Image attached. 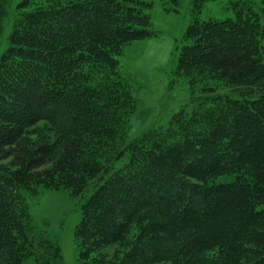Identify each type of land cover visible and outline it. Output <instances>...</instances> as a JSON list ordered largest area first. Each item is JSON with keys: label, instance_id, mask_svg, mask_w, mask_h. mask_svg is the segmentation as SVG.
Segmentation results:
<instances>
[{"label": "trees", "instance_id": "obj_1", "mask_svg": "<svg viewBox=\"0 0 264 264\" xmlns=\"http://www.w3.org/2000/svg\"><path fill=\"white\" fill-rule=\"evenodd\" d=\"M10 6L0 0V39ZM150 8L17 4L0 56V264H62L28 211L40 190L79 200L77 264H264V16L192 22L174 68L192 97L130 139L137 102L118 57L153 36ZM210 83L235 98L193 96Z\"/></svg>", "mask_w": 264, "mask_h": 264}, {"label": "rangeland", "instance_id": "obj_2", "mask_svg": "<svg viewBox=\"0 0 264 264\" xmlns=\"http://www.w3.org/2000/svg\"><path fill=\"white\" fill-rule=\"evenodd\" d=\"M144 1L151 3L147 15L149 31L153 36L125 46L118 57L122 81L130 86L131 95L137 102L130 120V139L141 137L151 128L166 127L172 116L184 108L192 97L187 81L176 80L174 76L176 61L184 45L183 36L192 22L234 18L240 7L245 10L249 7L261 18L264 16V0ZM20 2L11 0L0 39V56L7 47L14 12ZM210 86L217 94H228L235 98L225 87L214 83L199 84L193 96L215 94L202 92ZM232 181V176H222L214 183L227 184ZM27 205L36 234L57 242L62 264H77L74 233L80 221L79 200L65 190H40L37 195L27 199ZM24 264L35 262L28 260Z\"/></svg>", "mask_w": 264, "mask_h": 264}]
</instances>
